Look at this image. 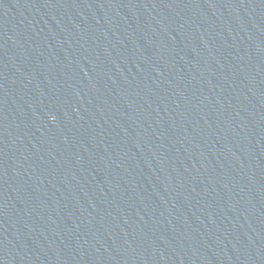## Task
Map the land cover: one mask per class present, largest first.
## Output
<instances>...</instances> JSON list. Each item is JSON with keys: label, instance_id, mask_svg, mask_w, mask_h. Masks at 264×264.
<instances>
[{"label": "water", "instance_id": "obj_1", "mask_svg": "<svg viewBox=\"0 0 264 264\" xmlns=\"http://www.w3.org/2000/svg\"><path fill=\"white\" fill-rule=\"evenodd\" d=\"M0 264H264V99L180 0H0Z\"/></svg>", "mask_w": 264, "mask_h": 264}]
</instances>
